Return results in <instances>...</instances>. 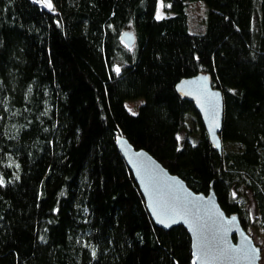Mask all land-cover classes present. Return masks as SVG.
<instances>
[{
  "label": "trees",
  "instance_id": "trees-1",
  "mask_svg": "<svg viewBox=\"0 0 264 264\" xmlns=\"http://www.w3.org/2000/svg\"><path fill=\"white\" fill-rule=\"evenodd\" d=\"M159 1L161 19L158 0H0V264H192L187 231L151 220L117 137L264 230V0ZM198 74L223 97L220 152L175 89Z\"/></svg>",
  "mask_w": 264,
  "mask_h": 264
},
{
  "label": "water",
  "instance_id": "water-1",
  "mask_svg": "<svg viewBox=\"0 0 264 264\" xmlns=\"http://www.w3.org/2000/svg\"><path fill=\"white\" fill-rule=\"evenodd\" d=\"M43 2L48 7V0ZM120 39L128 48L134 44L130 32H124ZM175 89L179 96L193 103L210 144L220 152L224 104L221 92L212 87L210 76L198 74L182 79ZM116 145L154 224L164 230L182 226L187 231L192 264H259L260 251L238 217L228 219L212 189L207 195L197 194L146 151L134 149L122 137L116 138Z\"/></svg>",
  "mask_w": 264,
  "mask_h": 264
},
{
  "label": "rangeland",
  "instance_id": "rangeland-1",
  "mask_svg": "<svg viewBox=\"0 0 264 264\" xmlns=\"http://www.w3.org/2000/svg\"><path fill=\"white\" fill-rule=\"evenodd\" d=\"M33 3L40 5L41 7H45L42 0H30ZM206 7L202 1L189 2L187 4V14H188V26L189 32L191 33H202L204 31V20L206 19ZM207 11V10H206ZM164 17L163 11L161 9V3L158 0V6L156 11V18ZM142 103V100H138L137 102H128L126 103L127 109L132 114L137 113V107ZM249 209L253 210L252 203H249ZM237 216V215H236ZM230 217H228L229 219ZM248 237L252 240L255 247L260 251V260L259 264H264V230H253L250 229L246 232Z\"/></svg>",
  "mask_w": 264,
  "mask_h": 264
},
{
  "label": "snow or ice",
  "instance_id": "snow-or-ice-1",
  "mask_svg": "<svg viewBox=\"0 0 264 264\" xmlns=\"http://www.w3.org/2000/svg\"><path fill=\"white\" fill-rule=\"evenodd\" d=\"M51 0H48V7L49 8H51ZM161 6H163V5H161ZM158 18H162V17H158ZM129 39H131V37H129ZM117 71H119V69H117ZM233 219H235V218H233Z\"/></svg>",
  "mask_w": 264,
  "mask_h": 264
}]
</instances>
